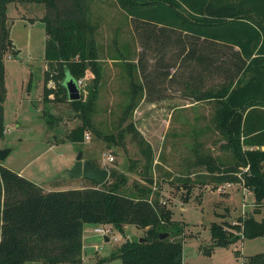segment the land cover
I'll list each match as a JSON object with an SVG mask.
<instances>
[{
	"label": "trees",
	"instance_id": "1",
	"mask_svg": "<svg viewBox=\"0 0 264 264\" xmlns=\"http://www.w3.org/2000/svg\"><path fill=\"white\" fill-rule=\"evenodd\" d=\"M10 1L0 0V140L5 135V53L13 48L6 12ZM21 1L44 2L47 8L42 18L47 75L56 77V83L46 87V103L51 93L69 99L68 76L78 79L90 69L95 74L89 90L86 86L79 99H69L75 110L83 111V121L69 133L71 140L80 141L95 126L89 107L102 76L90 37L89 0ZM116 1L140 39L135 65L142 74V93L151 101L160 99L165 91L162 84L177 78L184 81L189 92L185 95L193 100H215L216 125L233 161L221 169L217 160H210L214 165L207 168L218 171L215 181L243 180L254 195L251 210L238 215L235 223L211 222L212 245L264 235V0ZM183 74L184 79L178 77ZM207 77L219 80L201 87ZM44 112L52 122V111L47 107ZM131 132L146 142L147 154L144 179L130 188L127 174L113 166L102 184L91 179L83 187L46 190L0 161V264H82L87 222L112 223L120 229L136 223L147 228L143 239H127L112 256L120 257L122 264H183L184 223L153 197L152 145L133 120L117 137L105 134V138L118 144ZM244 165L248 168L241 171ZM181 184L187 190L193 183L183 178ZM165 231L170 235L160 237ZM248 264H264V253L249 257Z\"/></svg>",
	"mask_w": 264,
	"mask_h": 264
},
{
	"label": "rangeland",
	"instance_id": "2",
	"mask_svg": "<svg viewBox=\"0 0 264 264\" xmlns=\"http://www.w3.org/2000/svg\"><path fill=\"white\" fill-rule=\"evenodd\" d=\"M89 5L90 37L102 76L89 107L95 126L88 129V137L75 142L69 133L83 121V111L75 110L69 99H57L53 93L48 103L44 100L46 87L56 83V77L47 75V33L42 19L46 5L21 0L8 3L13 48L5 53V135L0 143L12 150L2 162L47 190L65 189L76 187L85 178L67 173V163L72 166L83 150L84 159L124 171L130 188L144 179L146 142H140L131 132L117 144L105 134L117 137L133 120L152 145L153 197L162 204L165 200L173 218L184 223L183 264H248L249 257L264 253V235L237 238L228 244L212 245L211 241V222L235 223L238 215L251 210L254 200L253 193L240 184L241 179L231 180L225 191L220 190L225 180L215 181L218 171L207 168L213 164L210 160H217L221 169L233 161L232 151L216 125L217 102L193 100L185 95L189 92L183 87L184 81L177 78H167L162 84V98L147 99L139 86L142 74L135 64L141 43L131 18L116 0H89ZM94 76L90 69L80 77L81 96L83 88L87 86V91L93 86ZM180 76L184 79L187 75ZM218 80L207 77L200 86ZM47 107L52 111V122L45 116ZM105 152L113 153L114 160L105 161ZM183 178L193 183L187 190L180 186ZM98 224H85L82 264H122L120 257L112 256L119 253L127 239H139L147 229L136 223L124 224L120 229L111 223L114 233L106 240L94 231Z\"/></svg>",
	"mask_w": 264,
	"mask_h": 264
},
{
	"label": "water",
	"instance_id": "3",
	"mask_svg": "<svg viewBox=\"0 0 264 264\" xmlns=\"http://www.w3.org/2000/svg\"><path fill=\"white\" fill-rule=\"evenodd\" d=\"M65 84L68 89L70 100L79 99L81 97V87L78 83V79H75L73 76H68ZM262 148L264 149V145ZM11 150V147H0V161L4 160ZM67 173L72 176H84L94 180L97 184H102L109 178L110 169L106 166H97L93 160L84 159L83 150H80L76 156L75 163L67 168ZM168 235H170L169 231L160 233V237L162 238ZM105 238L109 240V236H105ZM141 239H143V236Z\"/></svg>",
	"mask_w": 264,
	"mask_h": 264
},
{
	"label": "built area",
	"instance_id": "4",
	"mask_svg": "<svg viewBox=\"0 0 264 264\" xmlns=\"http://www.w3.org/2000/svg\"><path fill=\"white\" fill-rule=\"evenodd\" d=\"M82 82H83V79L82 78H78V83H79L80 86H81ZM85 135H86V137H88L89 136V131H86L85 132ZM114 158H115V156H114L113 153H111V152H105L104 153V160L105 161H112V160H114ZM241 168H242L241 171H245V170H247L248 165H244ZM241 171H237L236 174L238 176H240ZM241 182L242 183H240V184H242L245 189H249V187H247L244 184V181L243 180ZM232 183L233 182L231 180H225L224 182L220 183L219 189L222 190V191H225ZM162 201H163V203H166L165 200H162ZM243 205L246 206V202ZM94 231L99 232V233L103 234L104 236H109V239H110V235L112 233H114V226L111 223H99L98 225H96L94 227ZM115 238L116 239H119L120 236L115 237ZM25 264H40V263H37V262H28V263H25Z\"/></svg>",
	"mask_w": 264,
	"mask_h": 264
},
{
	"label": "crops",
	"instance_id": "5",
	"mask_svg": "<svg viewBox=\"0 0 264 264\" xmlns=\"http://www.w3.org/2000/svg\"><path fill=\"white\" fill-rule=\"evenodd\" d=\"M0 147H5V146H3V145H1V143H0ZM68 164V166H71V163L69 162V163H67ZM17 171V170H16ZM19 173H21L22 171H18ZM81 177H84V176H81ZM87 179H89V178H83V180H80V182H78V185H76V187H83V186H87V185H90L88 182H87ZM39 184V183H38ZM45 188V187H44ZM46 189V188H45ZM47 190V189H46ZM85 230H86V228L84 227V234H83V242H84V245H85V240H84V236H85Z\"/></svg>",
	"mask_w": 264,
	"mask_h": 264
},
{
	"label": "flooded vegetation",
	"instance_id": "6",
	"mask_svg": "<svg viewBox=\"0 0 264 264\" xmlns=\"http://www.w3.org/2000/svg\"><path fill=\"white\" fill-rule=\"evenodd\" d=\"M88 160V159H87Z\"/></svg>",
	"mask_w": 264,
	"mask_h": 264
}]
</instances>
